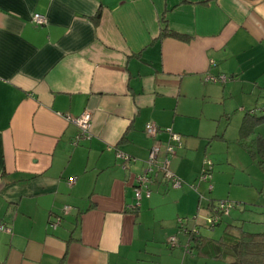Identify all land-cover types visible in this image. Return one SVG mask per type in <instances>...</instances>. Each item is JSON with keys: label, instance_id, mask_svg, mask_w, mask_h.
<instances>
[{"label": "crops", "instance_id": "0c3cea01", "mask_svg": "<svg viewBox=\"0 0 264 264\" xmlns=\"http://www.w3.org/2000/svg\"><path fill=\"white\" fill-rule=\"evenodd\" d=\"M224 98L264 109V0H0V264H197L167 244L194 212L195 140L217 137L193 122ZM154 146L182 186L136 200Z\"/></svg>", "mask_w": 264, "mask_h": 264}, {"label": "rangeland", "instance_id": "374dc122", "mask_svg": "<svg viewBox=\"0 0 264 264\" xmlns=\"http://www.w3.org/2000/svg\"><path fill=\"white\" fill-rule=\"evenodd\" d=\"M231 101L232 99L224 98L222 106L208 102L205 111L210 121L205 123L201 121L200 124L193 122L194 126H202L199 133L207 136H215L216 134L217 137H213L212 141L208 139L195 140V146L189 155L195 149L198 162L201 157L204 159L200 162L201 166L200 164L198 166L194 159V161L189 162L190 164L196 163V175L191 177L193 179L196 177V182L194 187H189L190 191L196 194V201L193 205L194 212L187 217H178L176 219V232H173L175 234L168 238V241L170 238H175L177 242L174 247L167 244L170 249H173L174 252H181L185 257L194 258L197 264H231L232 260L228 257L225 260H205L201 256L187 253L185 249L186 237L183 231L179 229L181 223L187 229L198 228L203 236L211 239H219L226 225H234L246 233L264 234V168L260 167H264V164L259 165L258 162H261L262 159L259 155L250 152L254 153V150L249 138L246 139V142L251 146L250 148L245 149L240 145L239 130L244 114L234 111L235 107L233 103H230ZM259 126L258 129L256 127L255 131L264 136V123ZM180 139L182 141V137ZM207 142L211 143L210 147L207 146ZM205 153L207 154L205 155ZM180 154L182 153L180 152ZM172 157H170V161L168 160L170 169ZM207 163H210L211 168ZM206 169H211L212 176L207 182L199 185V178L203 170ZM174 176L176 177V175ZM159 180L165 181L161 175L154 179V183ZM170 185H167L168 188L171 187L170 190H177ZM219 203L225 204V212L218 214L221 222L214 229H211L207 224L211 216L209 206L214 205L216 207Z\"/></svg>", "mask_w": 264, "mask_h": 264}, {"label": "trees", "instance_id": "16d2710c", "mask_svg": "<svg viewBox=\"0 0 264 264\" xmlns=\"http://www.w3.org/2000/svg\"><path fill=\"white\" fill-rule=\"evenodd\" d=\"M97 24V23H96ZM173 38L178 41L187 42L188 36L175 33L166 27L162 29L159 39ZM264 123V109L250 110L244 114L242 125L239 130L240 145L247 149L253 145L252 154H257L262 159L259 165L264 164V139L255 137V129L258 125ZM251 140V146L246 139ZM261 168H264L260 166ZM212 207L211 216L213 215ZM217 223L209 228L214 229L221 222L217 215ZM179 229L183 231L186 237L185 249L187 253L195 252L197 255L211 259H223L227 257L232 260L231 264H264V234H252L243 232L234 225H226L219 239H211L201 234L198 228L187 229L181 223ZM236 230V232H234ZM238 230V231H237Z\"/></svg>", "mask_w": 264, "mask_h": 264}, {"label": "built area", "instance_id": "2783aa9c", "mask_svg": "<svg viewBox=\"0 0 264 264\" xmlns=\"http://www.w3.org/2000/svg\"><path fill=\"white\" fill-rule=\"evenodd\" d=\"M32 22L36 27L42 26L46 24V18L42 15L35 14L32 17ZM206 81H211V82H216V81H224V77H206ZM67 122L71 123L74 125L78 133L73 141V144L76 145L79 141L84 140L88 136V131L90 129L91 125V114L88 112L82 113L80 116H66ZM145 132L149 136L155 137L158 133L159 130L156 127L154 123H149L145 127ZM171 141L178 143L180 142V137L171 134L170 136ZM173 153V147L171 145H167L165 147V154H172ZM159 154H160V147L154 146L150 150L149 157L147 160V167L148 169L146 170V173L143 174L142 176L138 177L135 180L136 187L134 188V196L136 200H139L142 195H145L146 197L150 196V190H149V183L151 182L152 179L158 178L161 175L163 178L171 184V186L174 189H178L182 186V181L175 177L170 171H169V161L167 157H163L161 161H159ZM210 167V163H207ZM211 168V167H210ZM211 169H206L203 170V173L200 177V181H208L211 174ZM68 182L74 183V179L70 178L68 179ZM225 204L224 203H219L214 209L212 210L213 215L209 217L208 225L212 226L215 223H217V215L220 213L225 212ZM66 209V208H65ZM0 231L3 232H9V229L6 228L5 226H0ZM176 239L175 238H170L168 241V244L171 245V247H174L176 245Z\"/></svg>", "mask_w": 264, "mask_h": 264}]
</instances>
